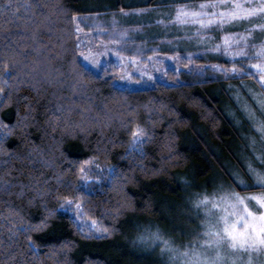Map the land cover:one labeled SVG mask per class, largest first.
<instances>
[{"label": "trees", "instance_id": "1", "mask_svg": "<svg viewBox=\"0 0 264 264\" xmlns=\"http://www.w3.org/2000/svg\"><path fill=\"white\" fill-rule=\"evenodd\" d=\"M156 1L0 0V264H163L125 236L218 181L259 190L229 177L247 172L228 80L127 90L82 64L76 16Z\"/></svg>", "mask_w": 264, "mask_h": 264}, {"label": "rangeland", "instance_id": "2", "mask_svg": "<svg viewBox=\"0 0 264 264\" xmlns=\"http://www.w3.org/2000/svg\"><path fill=\"white\" fill-rule=\"evenodd\" d=\"M203 2H205V0H176V2L169 5V8L173 9V23L168 22L166 26L171 27L174 25L176 27L180 26L182 29L184 27L188 29L186 32L182 30L181 32L183 34H178L179 37L173 36L170 39V37L167 36L166 41L168 43H166V41L164 43L177 47L180 43L187 44L189 41L191 42L189 43L190 46L188 51L179 53L175 48V51L173 50L171 54L168 53V55H165L167 56V63L165 69H160L163 71L162 73L146 72L142 69L143 65L141 60L135 61V64L129 62L127 66L117 65L114 62L116 60L115 57L122 55L117 50H111L108 43L111 39V34H113V28L111 26L113 25V11L88 13L75 17L74 24L77 33V45H79L80 49L81 62L84 66L95 72H99L103 68H111L112 70L115 68V85L120 89L127 90L149 88L156 83L171 84V82H175L180 84L184 82L228 80L229 82L227 81L224 83V88L229 91L228 97L225 100L227 112L238 132L241 134L242 143H237L235 146H237L236 150L247 172V176H244L233 169L229 171V177L232 181L235 176L236 181L242 180L247 184H251L252 179L248 172L247 163L251 162L254 168L264 171V167H262L260 162L256 159V157L264 155V141L260 139L259 133L254 130V122L249 119V114L245 105L255 113L257 119L264 120V116L257 110L258 106L250 98L253 93L264 92V88L260 87L256 76L241 74L249 72L250 65L257 63V61L254 59H243L240 56H236L235 53L244 49L248 56H253L256 48L264 44V31L259 27L260 24H264V19L257 15L255 17H250L248 20H241L239 22L224 25L223 30H219L217 27L212 26L208 29H201L199 31L198 29H200V26L198 24L190 22L180 23L176 20V13L179 7L187 6L189 10H198V5ZM136 3H145V0H137ZM100 6L102 5L91 4L87 7L95 9ZM143 8L145 7H136L129 11L132 10V12H135ZM241 36L247 37V48L244 47L245 41L240 40ZM225 37H231L237 40L238 43L232 44L230 47L226 48L224 45ZM170 40L172 44H169ZM218 45L220 46L219 50H217ZM253 45H255V47H253ZM127 47L131 49V47H133L132 43L125 46L121 52L126 54L125 50H130ZM85 56H88L89 60H85ZM93 57L98 61V64L93 65L90 62ZM112 60L113 64H111ZM170 74L172 77H170ZM249 76L251 78L245 79V77ZM121 77H123V79H121ZM236 79L240 81L230 82V80ZM253 80H255L257 84H254ZM252 138L256 139L254 145L252 144ZM221 185L225 188L235 190L221 181H218L211 185L210 191L187 195L184 203L176 204L178 218L172 217V223L171 220H169V223L165 225L156 226L149 221L142 222V224L134 227V231L131 235L128 237L125 236V243L131 250L135 249L134 251H142L143 253H141V255L149 256L154 259L156 258L161 263L166 264V257L160 256L159 247H152L149 243L139 239V236L144 233L145 226L151 224L153 231L158 227L170 236L178 246L198 239L199 233L203 231L201 227L203 214L202 211L199 214L197 213V210L193 207L192 201L195 200L198 195L211 193ZM239 188L242 189L241 187ZM258 191L236 192L244 196ZM76 207H78V205H72L73 210L70 211L74 216L77 215ZM136 224H138V222H136ZM88 227L92 228V225ZM224 254L230 258V264L231 260H235L236 264H249V261H251V264H264V253L256 251L237 252L225 249Z\"/></svg>", "mask_w": 264, "mask_h": 264}, {"label": "snow or ice", "instance_id": "3", "mask_svg": "<svg viewBox=\"0 0 264 264\" xmlns=\"http://www.w3.org/2000/svg\"><path fill=\"white\" fill-rule=\"evenodd\" d=\"M6 7L11 8V5H6ZM257 15L264 19V0H205L198 5V10H189L187 6L179 7L176 20L180 23L198 24L200 26L198 31L212 26L223 30L224 25L248 20ZM259 27L264 31V24H260ZM240 40L245 41L244 47L247 48V37L241 36ZM235 43L238 41L231 37L224 38L226 48ZM219 47L218 45L217 50ZM235 55L257 61L250 65L249 72L241 74L256 76L260 87L264 88V44L256 48L253 56H248L244 49ZM84 59L89 60V57L85 56ZM90 62L93 65L98 64L94 57ZM250 98L258 106L257 110L264 116V92L253 93ZM3 102V98L0 97V105ZM245 108L249 119L254 122V130L264 141V120L257 119L255 113L247 105ZM136 139L137 142H142L138 136ZM255 143L256 139L252 138V144ZM256 159L264 167V155ZM247 168L252 183L236 181L235 176L233 182L242 189L255 188L260 191L241 196L239 192L221 185L211 193L198 195L192 201L197 213L202 211L203 214L201 224L203 231L199 233L198 239L178 246L158 227L153 231L151 224L145 226L144 233L139 236V239L149 243L152 247H159L160 256L166 257V264H230V258L224 254L225 249L264 253V171L254 168L251 162L247 163ZM46 224L47 220L44 219L40 224L32 227L39 229ZM231 264H236L235 260H231Z\"/></svg>", "mask_w": 264, "mask_h": 264}, {"label": "crops", "instance_id": "4", "mask_svg": "<svg viewBox=\"0 0 264 264\" xmlns=\"http://www.w3.org/2000/svg\"><path fill=\"white\" fill-rule=\"evenodd\" d=\"M174 2L176 0H158L151 6L135 12L129 11L130 9L113 11V25H111L113 34H111L108 43L111 50H117L122 55L115 57L114 62L117 65L127 66L129 62L135 64V61L141 60L142 69L146 72L162 73L163 71L160 69H165L167 63L165 55L171 54L175 48L179 53L189 50L191 41L187 44L180 43L177 47L166 44L168 43L167 36L171 39L173 36L183 34L182 30L186 32L188 29L174 25L166 26L168 22L173 23V9L169 8V5ZM165 41L166 43H164ZM131 43L133 47L131 49L127 47L131 53L130 50H125L126 54L122 53L121 50ZM169 44H172L171 40ZM111 64H113V60Z\"/></svg>", "mask_w": 264, "mask_h": 264}]
</instances>
